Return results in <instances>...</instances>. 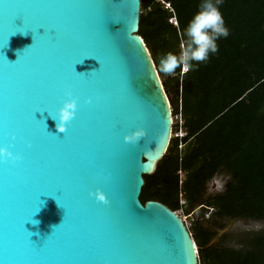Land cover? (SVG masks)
I'll list each match as a JSON object with an SVG mask.
<instances>
[{"label": "water", "instance_id": "obj_1", "mask_svg": "<svg viewBox=\"0 0 264 264\" xmlns=\"http://www.w3.org/2000/svg\"><path fill=\"white\" fill-rule=\"evenodd\" d=\"M140 16L141 0H0V145L23 156L0 165V264H199L177 212L140 200L173 131ZM65 89L77 110L59 133Z\"/></svg>", "mask_w": 264, "mask_h": 264}, {"label": "trees", "instance_id": "obj_2", "mask_svg": "<svg viewBox=\"0 0 264 264\" xmlns=\"http://www.w3.org/2000/svg\"><path fill=\"white\" fill-rule=\"evenodd\" d=\"M201 0H141L139 35L150 51L171 99L173 116L183 117L182 140H171L152 175L144 176L140 200L158 201L185 215L197 208L216 221L190 228L199 264H264V231L238 238L240 247L223 245L224 234L208 247L221 221L264 222V0H222L219 5L226 38L206 62L174 76L159 69L165 53H179L183 29ZM166 4L170 8H166ZM175 19L177 26L170 23ZM185 173L180 189L179 171ZM218 175L227 179L222 191L207 196ZM185 204H180V198Z\"/></svg>", "mask_w": 264, "mask_h": 264}, {"label": "clouds", "instance_id": "obj_3", "mask_svg": "<svg viewBox=\"0 0 264 264\" xmlns=\"http://www.w3.org/2000/svg\"><path fill=\"white\" fill-rule=\"evenodd\" d=\"M221 3L222 0H201L197 11L183 29L179 53L168 52L160 57L159 69L162 73L171 75L177 67L181 66L183 71L187 72L195 64L206 62L210 54H215L218 51L216 41L229 35V30L225 26L220 12L219 5ZM98 99L99 97H97ZM77 100L78 98L73 95L70 89H65L64 96L60 100V105L56 109L55 115L50 116L56 122L55 126L59 133H64L75 118ZM85 102L91 103L92 97H88ZM145 135L146 132L143 128H137L125 134L123 140L126 143L135 145ZM28 146L30 147L31 145L29 144ZM13 148L14 145L10 143L0 145V165L15 166L23 160V156L19 152H14ZM89 195H95L96 200L108 204V200L105 195L101 194L99 189L95 193L90 192ZM38 223L39 221L35 220V224Z\"/></svg>", "mask_w": 264, "mask_h": 264}, {"label": "rangeland", "instance_id": "obj_4", "mask_svg": "<svg viewBox=\"0 0 264 264\" xmlns=\"http://www.w3.org/2000/svg\"><path fill=\"white\" fill-rule=\"evenodd\" d=\"M141 14H145V12L142 11ZM170 23L173 24L174 26H177L175 19H171ZM172 76H174V75L172 74L171 77ZM160 78L162 80V83H164L167 79L166 76H160ZM168 98H169L170 104H171V99L174 98V94L171 93L168 96ZM172 110H173V107H172ZM218 177H220V178L217 181L216 188L213 189L208 184L207 196L211 195L213 193L220 192L222 189L220 190L219 186L225 185V183L227 181L226 177L224 175H220V176L218 175ZM181 199H182V197L180 198V201H181ZM199 209L200 208L194 209L190 213V215H188V216L185 215V213L182 210L177 212V214L183 219V221L185 222V224L189 230L193 226L194 223H199L202 226L206 227L210 223L216 221V219L213 218V216L211 214L204 213V212L200 211ZM231 222H232L231 229L229 230V232H227L228 236L223 241V245H225V246H231V247L238 248L240 246H239L237 240L242 235L247 234V233H258V232L264 231V222H252V221H244V220L221 221V223H224L227 225H229Z\"/></svg>", "mask_w": 264, "mask_h": 264}, {"label": "built area", "instance_id": "obj_5", "mask_svg": "<svg viewBox=\"0 0 264 264\" xmlns=\"http://www.w3.org/2000/svg\"><path fill=\"white\" fill-rule=\"evenodd\" d=\"M166 8H170V5L166 4ZM187 72H184L183 68H181V75H184ZM183 124H184V121H183V117H182V114L180 111V113L173 116V131H172V139L173 138L178 139V142H179L178 149L180 151L184 148V143L182 142V140L186 137V132L183 130ZM178 175H179V179H180V181H179L180 189H182V184H183V181L185 179V173L180 170L178 172ZM217 181H218V179L214 178V180L212 181V183L209 186H211L213 189L216 188ZM219 187L221 190L224 187V185H220ZM180 204L184 205L185 201L183 199H181ZM212 211H213V209H210L209 214H211Z\"/></svg>", "mask_w": 264, "mask_h": 264}, {"label": "crops", "instance_id": "obj_6", "mask_svg": "<svg viewBox=\"0 0 264 264\" xmlns=\"http://www.w3.org/2000/svg\"><path fill=\"white\" fill-rule=\"evenodd\" d=\"M220 177H218L217 179H219ZM223 189V188H222Z\"/></svg>", "mask_w": 264, "mask_h": 264}]
</instances>
